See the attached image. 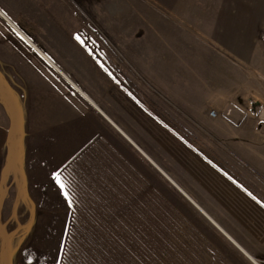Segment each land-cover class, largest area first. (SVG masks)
<instances>
[{
  "label": "rangeland",
  "instance_id": "1",
  "mask_svg": "<svg viewBox=\"0 0 264 264\" xmlns=\"http://www.w3.org/2000/svg\"><path fill=\"white\" fill-rule=\"evenodd\" d=\"M19 1L20 26L66 29L105 68L142 150L97 139L64 162L12 140L0 264H255L207 215L264 237V0Z\"/></svg>",
  "mask_w": 264,
  "mask_h": 264
},
{
  "label": "crops",
  "instance_id": "2",
  "mask_svg": "<svg viewBox=\"0 0 264 264\" xmlns=\"http://www.w3.org/2000/svg\"><path fill=\"white\" fill-rule=\"evenodd\" d=\"M14 2L17 6L20 3L0 0V195L8 148L12 140L18 145L24 136L35 141L33 146H54L49 157L52 151L64 148L60 153L67 157L64 162L77 153V147L89 146L97 139L94 145L109 144L113 151L114 143L109 139L115 137L142 150L121 126L120 113L124 115L128 109L127 102L121 100L125 95L115 81L108 79L99 61L73 41L66 29L47 27L36 38L24 23H17L21 18ZM115 90L119 95L116 99ZM143 115L140 112L138 120L145 123ZM37 188L44 191V182ZM210 220L251 260L264 264V237L249 248L245 241L234 239L231 232ZM4 242L1 235L0 253Z\"/></svg>",
  "mask_w": 264,
  "mask_h": 264
},
{
  "label": "snow or ice",
  "instance_id": "3",
  "mask_svg": "<svg viewBox=\"0 0 264 264\" xmlns=\"http://www.w3.org/2000/svg\"><path fill=\"white\" fill-rule=\"evenodd\" d=\"M51 175H52V177L55 179L56 183L59 185V188H60V190L63 192L65 198H68L69 193H68L67 190H66V184H65V182L61 179L59 173L53 171ZM69 203H71V202L69 201Z\"/></svg>",
  "mask_w": 264,
  "mask_h": 264
},
{
  "label": "water",
  "instance_id": "4",
  "mask_svg": "<svg viewBox=\"0 0 264 264\" xmlns=\"http://www.w3.org/2000/svg\"><path fill=\"white\" fill-rule=\"evenodd\" d=\"M209 219H211L209 216H207ZM238 246V245H237ZM239 247V246H238ZM244 253H246V251L244 249H242L241 247H239ZM247 254V253H246Z\"/></svg>",
  "mask_w": 264,
  "mask_h": 264
},
{
  "label": "bare ground",
  "instance_id": "5",
  "mask_svg": "<svg viewBox=\"0 0 264 264\" xmlns=\"http://www.w3.org/2000/svg\"><path fill=\"white\" fill-rule=\"evenodd\" d=\"M252 260L256 262V260H254V259H252Z\"/></svg>",
  "mask_w": 264,
  "mask_h": 264
},
{
  "label": "trees",
  "instance_id": "6",
  "mask_svg": "<svg viewBox=\"0 0 264 264\" xmlns=\"http://www.w3.org/2000/svg\"><path fill=\"white\" fill-rule=\"evenodd\" d=\"M4 244H5V242H4ZM2 264H5V263L2 262Z\"/></svg>",
  "mask_w": 264,
  "mask_h": 264
}]
</instances>
